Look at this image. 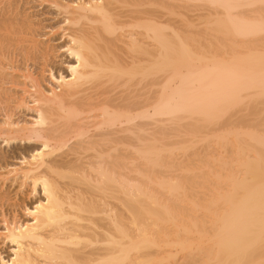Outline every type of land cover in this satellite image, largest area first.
Listing matches in <instances>:
<instances>
[{
    "label": "bare ground",
    "instance_id": "6f19581e",
    "mask_svg": "<svg viewBox=\"0 0 264 264\" xmlns=\"http://www.w3.org/2000/svg\"><path fill=\"white\" fill-rule=\"evenodd\" d=\"M2 82L0 264H264V0H0Z\"/></svg>",
    "mask_w": 264,
    "mask_h": 264
},
{
    "label": "rangeland",
    "instance_id": "374dc122",
    "mask_svg": "<svg viewBox=\"0 0 264 264\" xmlns=\"http://www.w3.org/2000/svg\"><path fill=\"white\" fill-rule=\"evenodd\" d=\"M32 5V4H31ZM32 6H34V5H32ZM34 11V12H33ZM31 12H33L34 14H36L37 16H36V21H42L41 22V25H42V33H44V34H47L46 36H45V38H40L41 40H46L47 38L49 39V36L51 37V42H50V44H52L53 46L55 45V48L56 47H59V46H61L63 43V39H60L59 37H60V31L59 30H57V28H56V26H57V22H58V17L56 16V14H55V12L51 9V8H48V7H45V8H41V7H37V8H35V9H32L31 10ZM53 26V28L51 29V27ZM48 26H49V28H48ZM47 28V29H46ZM56 28V29H55ZM51 30V31H50ZM49 31V32H48ZM52 32H55V33H52ZM50 33H52V35H50ZM54 37V38H53ZM53 39V40H52ZM53 41H55V42H53ZM54 55H56V56H52V61H53V64H57L58 65V67L59 66H61V68H63V71L65 70V68H67L66 66H67V62H70L71 61V58L68 56V54L67 53H65L64 54V52H62V50H59L58 48L57 49H55V53H53ZM67 54V55H66ZM53 57H55V59L53 58ZM67 59H66V58ZM65 59V60H64ZM54 60H56V61H54ZM60 60V61H59ZM61 60H64V62H61ZM51 61V62H52ZM59 61V62H58ZM66 61V62H65ZM58 62V63H57ZM61 63V65H59ZM64 63V64H63ZM54 69H56V70H60V71H62L61 70V68L59 67V68H56L57 66L56 65H54ZM8 71V72H7ZM62 71V72H63ZM5 72H7V73H10V70H6ZM54 72V71H53ZM47 72H45V73H43V75L44 74H46ZM47 75L48 74H46L44 77H46V79H49V77L47 78ZM10 77V76H9ZM8 77V78H9ZM48 82V81H47ZM46 82V83H47ZM45 83V82H44ZM2 84H4V82H2ZM3 86V92L4 93H2L1 94V96H0V122H3V121H5L4 119H6V117L5 116H9L10 115V113H8V111L10 112V86H9V84H7V83H5L4 85H2ZM160 88V87H159ZM159 88H158V90H159ZM17 93H19L20 94V91L18 90V91H16ZM7 94V95H6ZM6 98V99H5ZM8 98V99H7ZM9 101V102H8ZM5 103V104H4ZM7 103V104H6ZM2 106V107H1ZM4 106V107H3ZM26 113V112H25ZM25 113H23V115H22V117L24 118V119H26V120H28L29 118L31 119V116L33 115V114H31L30 112H27L26 114ZM243 112H240V113H237V115H241ZM236 115V116H237ZM253 117V116H252ZM227 118V117H226ZM29 119V120H30ZM224 119H225V117H224ZM252 119V118H251ZM185 122V121H184ZM162 124H164V125H161V124H159V128L162 126L164 129H169L170 128V126H171V123L169 122V121H165V122H163ZM166 125V126H165ZM170 125V126H169ZM169 126V127H168ZM166 127V128H165ZM168 127V128H167ZM163 128H161V129H163ZM169 131V130H168ZM165 131V136H163L162 138H161V134H159L158 136H159V140H161L162 142H165V141H167V139L168 138H170V136L171 137H173V138H171L170 140H168L167 142H165V143H168L170 146H171V141H173V140H175L174 139V133L173 132H171V131ZM166 133H167V135H166ZM169 135V136H168ZM167 137V138H166ZM166 138V139H165ZM165 139V140H164ZM199 143V146L201 145V142H198ZM187 144V143H186ZM197 144V143H196ZM192 145V147L190 146V148L189 147H187V146H189L190 144H187V145H184V147H187L186 148V151L184 150V151H182L181 150V152H180V150H176V149H179V144L177 145V146H173V147H166V149H174V148H176V149H174V153L176 154V153H180V155L182 156V154L183 155H185L186 153L187 154H189L190 152H191V149L193 148V147H196L197 148V146H198V144L197 145ZM183 145V144H182ZM178 147V148H177ZM216 148L218 147V146H215ZM181 149H182V147H181ZM190 151H189V150ZM176 150V151H175ZM218 150H220V151H223V149L222 148H219L218 147ZM188 151H189V153H188ZM183 152V153H182ZM185 152V153H184ZM3 154H4V156H3ZM2 155V156H1ZM5 155L7 156L8 155V161H7V159H4L3 157H5ZM177 155V154H176ZM0 158L2 159V161H4L5 163H3V166L4 165H17L18 163H19V159H15V158H12L11 156H10V146L8 145H5L3 142H1L0 141ZM178 156V155H177ZM8 162V164H6ZM10 162H11V164H10ZM163 171H164V173H155L154 175L153 174H151V176L153 175L154 177H156V175L157 176H172V177H175L176 175H178V173L179 172H181V171H178V173H176V174H174V172H171V171H167L166 169H163ZM172 171H174V170H172ZM167 172H171V173H173V174H171V173H167ZM181 175V174H180ZM129 176H135L134 175V173H133V175H129ZM152 176V177H153ZM179 176V175H178ZM136 178H138L137 176H135ZM163 178V177H162ZM138 180L140 181V179L138 178ZM195 180H197V179H195ZM141 181H142V179H141ZM150 186H156L155 187V190L153 191V188L151 187V188H148V190L149 191H151L152 193H154V194H158V193H156L157 191L158 192H161V194H160V196L162 195V196H166V198L168 199V197L170 198V196L167 194V192L165 193L164 192V190H162V188L161 187H158L159 186V184H156V185H150ZM158 187V188H157ZM157 189V190H156ZM189 190H186V191H181L180 193L182 194V196H183V193H184V196L185 195H187V194H189V192H188ZM162 192H164V193H162ZM187 193V194H186ZM158 196H159V194H158ZM181 196V197H182ZM171 199V198H170ZM169 199V201H172V199L170 200ZM168 201V204H171L170 202ZM166 203H167V201H166Z\"/></svg>",
    "mask_w": 264,
    "mask_h": 264
}]
</instances>
